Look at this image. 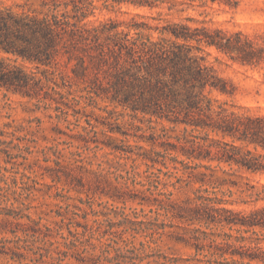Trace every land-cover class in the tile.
I'll use <instances>...</instances> for the list:
<instances>
[{
    "label": "trees",
    "instance_id": "obj_1",
    "mask_svg": "<svg viewBox=\"0 0 264 264\" xmlns=\"http://www.w3.org/2000/svg\"><path fill=\"white\" fill-rule=\"evenodd\" d=\"M23 1L21 10L0 5V88L37 101L51 99L54 110L59 112L62 105L69 106L71 101L80 103L81 98H88L97 102L99 98L135 115L141 113L149 121L167 120L172 124V133L162 127L158 133L140 134L139 138L149 147L139 145L137 151L124 141L107 144L113 157L103 160L106 168L97 165L98 171L69 159V164L92 170L97 180L95 187H85V182L71 169H64L59 161L58 170L49 172L51 179L66 182L69 188L85 192L88 198L99 193L123 204L131 201L149 206L151 211L177 219L190 233L194 253L181 258L147 251L143 242L129 246L133 240L124 234L135 237V233L143 231L151 236L154 229L149 226L150 221L137 219L138 216L132 219L123 210L117 212L122 217L118 224H107L102 230L97 225L102 222L93 226L77 221L80 211H88L79 205L75 206L77 210H71L69 205L66 210H58L56 215L61 223L56 227L41 224V216L33 219L26 205H0V229H19L35 243L34 238L55 236L58 229L65 227L73 239L64 244L70 251L60 255L74 258L78 264H264V205L245 210L235 205L249 200L227 197L239 192L253 197L254 202L264 199V184H252L241 174H264V115L234 110L227 101L213 96L214 90L229 95L233 92L204 55L206 48L213 46L243 64H253L264 60L262 49L239 31L192 27L170 20L152 24L147 18H160L138 13L124 21L109 18L90 24L86 19L94 15V0ZM111 1L149 8L166 3L171 8L176 2ZM177 2L238 4V0ZM61 5L69 11L59 15L43 11ZM137 17L142 20L137 21ZM153 32H157L155 37ZM18 59L30 63L32 68L27 69ZM56 117L60 121L61 116ZM88 133L80 134L85 144L76 145L81 151L69 152L70 158L103 147L97 140L90 146ZM122 133L125 137L130 135ZM121 159H130L132 163L127 166ZM137 161L146 166L136 174L144 175L147 186L129 176ZM165 168L178 174L163 171ZM160 176L168 180L161 181ZM0 181L9 185L0 187V202H6L9 194H15L16 187L12 188L3 175ZM136 184L144 188H136ZM157 184L161 188L171 186L173 192L154 193ZM81 203L92 211L86 200ZM79 226L83 229L78 230ZM114 226L119 230L112 229ZM91 239L100 243L99 254L77 246L79 241L97 249ZM8 251L17 258L22 255Z\"/></svg>",
    "mask_w": 264,
    "mask_h": 264
},
{
    "label": "rangeland",
    "instance_id": "obj_2",
    "mask_svg": "<svg viewBox=\"0 0 264 264\" xmlns=\"http://www.w3.org/2000/svg\"><path fill=\"white\" fill-rule=\"evenodd\" d=\"M175 1L171 8H168L169 3L149 8L124 3L116 4L111 0L107 2L94 0V15H90L86 21L94 25L109 18L124 21L128 20L132 14L138 13L160 18H147L152 24H162L165 20H170L186 22L192 27L204 25L231 33L239 31L251 39L256 47H260L262 49L261 55L264 56V0H238L236 6L217 2L195 3L197 4L196 7L191 6L193 3ZM23 3V0H0L1 6H12L15 10H21L23 8L21 4ZM24 8H27V6H24ZM161 8H163V12L158 10ZM199 8L203 9V11H199ZM185 12L188 14H184ZM136 19L137 21L142 20L139 17ZM156 35L157 32H153V36L155 37ZM204 55H206L208 62L213 65L217 74L228 81L227 87L233 92L232 95H229L221 94L214 90L212 95L227 101L228 105L234 110H248L251 114L264 115V60L253 64H243L225 53L219 52L213 46L206 48ZM18 62L27 69L32 68V65L28 62H24L21 59H18ZM69 65L71 64L67 65L68 69ZM0 89L7 93L6 96L0 97L4 99V103L0 104V125H2L0 126V137H4L0 139V160H3V164L0 165L3 171H0V175H3L6 181L13 185L12 188L19 186V192L16 191L13 195L9 194L11 202H14L13 204L17 206L22 202L20 200L21 195L24 196L25 200L29 199L27 195H24L27 192L35 190L41 196L47 195L48 190L52 186L45 184L37 188L36 184L38 181L32 175H28V173L34 171L36 174L50 177L49 172L58 170L56 161L62 163L64 169H71L73 174L80 177V180L85 182V187L89 185L95 187L97 182L94 173L91 172L93 169L87 170V168L69 164L70 153L65 157L63 153H58L51 147L47 151L51 152L56 159H53L50 164L47 163L48 157L45 155V149L39 148L36 150V155L43 158L46 162V166L41 167L39 160L35 158L32 151V147L36 143L32 137L36 134V131L41 132L40 138L42 140H47L49 135L54 138L63 135L65 139H61L59 143L65 146L69 141L75 145H84V141L80 140V134L86 135V131H89V135L86 136L89 139V145L93 146L95 143L93 141L97 140L103 147L97 151L86 150L84 153L90 152L92 158H97L99 154L100 158L103 160L109 159V161L113 154L108 153L111 149L107 144H121V141H124L123 143L129 144L134 151H137L139 150V145L149 147L146 141L139 138L140 134L158 133L161 132L162 127L167 132L172 133V124L167 120L161 122L149 121L141 113L135 115L129 109L114 106L99 98L96 99L97 102H93L88 98H81L80 103L71 101L69 106L62 105L63 110L59 112L54 110V101L51 99L46 98L42 101H37L36 98L30 99L20 93L6 91L4 88ZM9 101L11 102L9 103ZM49 103L50 105H48ZM125 112L129 115L128 120L122 119ZM57 114L61 116L60 121L56 117L58 116ZM64 118L67 120H63ZM81 120H83V124H81ZM33 125L35 130H33ZM6 129H11V131H5ZM64 129H69V131L65 132ZM122 132H127L130 135L125 137ZM17 133H23V135H17ZM157 148L160 147L157 146ZM31 156H33V159L29 161ZM121 161H125L128 164L127 166L132 163L130 159H121ZM137 168H141L143 171L146 166L137 161L134 170ZM98 170L96 166L94 171ZM241 174L244 179L249 180L252 184H264V174L250 172H242ZM111 180L116 182L114 176H111ZM27 181L31 182L27 183ZM60 183L66 191L57 190L53 192L50 200L44 202L42 207L40 205H26L28 207L27 212L29 208L35 211L39 207L38 216L46 218L47 224L54 227L61 223L59 221L60 217L56 215V212L58 210H66L67 205H69L71 210H77L75 207L77 205L87 208V213L80 211V217L77 218L80 224L87 223L95 226L97 222H102L103 224L97 225H100L101 229L104 230L107 224L114 223L116 225L121 220L122 217L117 212H121L122 208H114L96 199V197L107 196L96 193L94 195L90 194V198H88L85 192H77L73 188H69L66 182L60 181ZM139 188L144 187L140 186ZM68 192L74 193V195H68ZM14 197L18 198L19 202L13 201L15 200ZM227 197L237 201L249 200L248 203L240 201L235 205L245 210L254 206L264 205V199L254 202L252 201L253 197H248L244 193L236 192ZM35 198L33 197V199ZM81 200H84V202L86 200L92 206V211L87 207L86 203H81ZM90 200L91 202H89ZM109 200L113 203L123 204L120 201ZM8 204L9 200L0 202L1 206H7ZM125 205L134 206L130 207L128 212L132 219L138 216L137 219L146 220L147 223L150 221L148 224L154 229L151 236L146 235V232L143 231L134 232L135 237L124 234V237L133 240L132 243H128L129 246L132 244L140 246L143 242L147 251L181 258H186L194 253L190 233L184 229L182 224H179L177 219L151 211L149 206L142 207L136 202L129 201ZM136 206L139 207V211L136 210ZM144 208H147L148 212H145ZM119 228L117 226L112 227L114 230H119ZM77 229L82 230L83 228L79 226ZM64 230L67 231L65 227ZM93 240L91 239V241ZM95 244L97 248L100 245L96 239ZM119 244L124 246L123 241H120ZM0 250L4 249L0 247ZM70 260L73 264H78L74 258H70Z\"/></svg>",
    "mask_w": 264,
    "mask_h": 264
},
{
    "label": "clouds",
    "instance_id": "obj_3",
    "mask_svg": "<svg viewBox=\"0 0 264 264\" xmlns=\"http://www.w3.org/2000/svg\"><path fill=\"white\" fill-rule=\"evenodd\" d=\"M59 2V0H58ZM192 7H196L197 4L193 3L191 5ZM53 11L57 15H59L60 12L69 11V9L64 8L62 5L58 8L51 9V6L46 7L43 11ZM159 11L163 12V8L158 9ZM199 11H203V9L199 8ZM184 14H188L185 12ZM7 93L4 92L3 89H0V97L6 96ZM78 98V97H77ZM11 101H9L10 103ZM4 103V99L0 98V104ZM95 111V109H93ZM124 120L129 119V115L127 112H125L123 118ZM81 124H83V120L80 121ZM135 123V121H133ZM2 126V125H0ZM33 130H35V126L33 125ZM5 131H11V129H6ZM65 132L69 131V129H64ZM17 135H23V133H17ZM41 132L36 131V134L32 137L33 140L36 141V143L32 147L33 155L36 159L39 160V163L41 167L46 166V162L43 158L40 156L38 157L36 155V150L39 148L45 149V155L48 157L47 163L50 164L53 159H56V157L52 156L51 152H48V148H54L58 153H63L65 157H67V154L69 152L76 153L80 152L81 149L73 144L71 141L68 142V144L61 145L59 141L61 139H65L63 135L59 137H52L49 135L47 140H42L41 138ZM4 137H0V139H3ZM33 159V156L29 157V161ZM75 163H83L85 167L95 170L97 165H100V168H106L107 165L104 164L103 159L99 157V154L97 155V158H92L91 153H82L81 157H77L73 155L70 158ZM90 161V162H89ZM3 164V160H0V165ZM0 171H3L2 168H0ZM141 168H137L134 172L129 171V176L132 177L135 181H139L143 183L145 186H147V182L144 180V175H137V172H141ZM152 171H155V169H152ZM163 171L166 172H173V169L171 168H165ZM174 175L178 174L176 172H173ZM7 175V174H5ZM28 175H32L33 178L38 181L36 184L37 188H40L42 185H51L52 187L48 190L47 195L41 196L40 193H37L35 190L31 192H27L24 195H27L29 199L25 200L24 196H20V200L22 203L19 204V207H23L24 205H40V207L43 206V203L46 201H49L52 193L59 190V191H66L63 185L60 182L54 181L50 177L46 175H40L36 174L34 171H31L28 173ZM161 181L168 180L167 177L160 176ZM31 181H27V183H30ZM132 186L131 184L129 185ZM141 185L136 184L135 187L139 188ZM0 187L2 188H8L9 185L5 182L0 181ZM16 191L19 192L20 188L17 186ZM155 191H161V192H173V188L171 186L163 187L161 188L159 184L156 185ZM68 195H74V193L68 192ZM264 195V193H262ZM33 197H36L33 199ZM96 199L104 204L110 205L114 208H122L125 213L129 212L130 207H134L133 205H125L120 203H113L111 200H109L107 197H96ZM75 202V201H72ZM9 207H15L17 205L13 204L11 200L9 199V204L7 205ZM136 210L139 211V207L136 206ZM145 212H148L147 208H144ZM39 214V207L36 208L35 211L32 210V208H29L28 215L33 217V219L37 218ZM22 223L24 221H21ZM41 224H47L48 221L46 218L41 217L40 218ZM51 227V225H49ZM11 226L9 228L0 229V247L4 249L3 252H0V264H73V262L70 260L68 256H62L60 255L61 252H68L69 249L64 248V244L67 243V241L72 240L73 238L68 235V232L64 230L63 228L58 229V234L52 237H46L43 240L39 238H34L35 243L32 242V239L28 238V234L20 231L19 229L10 230ZM63 237V240L61 239ZM85 239V237H80V240ZM51 241V244L49 245L48 241ZM95 243V240L92 241ZM78 247H83L87 249L89 252L95 251L96 254H99V248L97 249H91L88 247V245H81L79 241L76 242ZM11 249L13 252L21 253V257L17 258L16 256H13L8 250ZM47 249V251H45Z\"/></svg>",
    "mask_w": 264,
    "mask_h": 264
}]
</instances>
